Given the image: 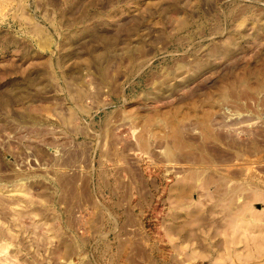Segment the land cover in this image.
Listing matches in <instances>:
<instances>
[{
    "label": "rangeland",
    "instance_id": "374dc122",
    "mask_svg": "<svg viewBox=\"0 0 264 264\" xmlns=\"http://www.w3.org/2000/svg\"><path fill=\"white\" fill-rule=\"evenodd\" d=\"M258 194L264 0H0V264H264Z\"/></svg>",
    "mask_w": 264,
    "mask_h": 264
},
{
    "label": "crops",
    "instance_id": "0c3cea01",
    "mask_svg": "<svg viewBox=\"0 0 264 264\" xmlns=\"http://www.w3.org/2000/svg\"><path fill=\"white\" fill-rule=\"evenodd\" d=\"M252 197L255 198L248 201L240 219L242 252L236 259L242 261L261 260L264 257V194ZM250 203H255L257 210H251ZM251 235L257 238H251Z\"/></svg>",
    "mask_w": 264,
    "mask_h": 264
}]
</instances>
